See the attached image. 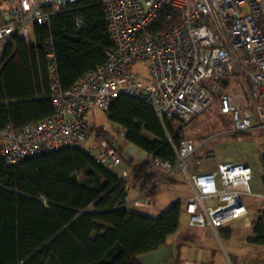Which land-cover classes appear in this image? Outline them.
<instances>
[{
    "label": "built area",
    "instance_id": "1",
    "mask_svg": "<svg viewBox=\"0 0 264 264\" xmlns=\"http://www.w3.org/2000/svg\"><path fill=\"white\" fill-rule=\"evenodd\" d=\"M77 1L15 0L1 10L0 63L15 35L29 39L35 24L48 25L53 16ZM98 2L113 44L105 51L104 63L84 72L63 90L52 41H47L54 113L18 128L7 125L0 131V158L6 163L71 146L119 177H127L128 169L122 167L119 143L110 137L109 125H96L88 117L90 113L95 116V109L106 113L120 94L144 101L161 121L187 123L213 107L218 115L230 119L222 134L257 132L264 139V0ZM172 18L175 24L166 29L161 21ZM82 25L83 19L77 18L76 26ZM119 128L124 137L125 130ZM167 140L175 159L151 156L153 170L161 171L155 184L176 173L184 175L191 189L181 201L188 226H248L245 198L264 201V192H252L251 167L243 162L219 161L213 170L190 172L188 163L198 145L189 138L177 144L170 136ZM146 193L143 197H148ZM137 205L138 199L127 203L128 207ZM144 205L150 206L148 202Z\"/></svg>",
    "mask_w": 264,
    "mask_h": 264
},
{
    "label": "trees",
    "instance_id": "2",
    "mask_svg": "<svg viewBox=\"0 0 264 264\" xmlns=\"http://www.w3.org/2000/svg\"><path fill=\"white\" fill-rule=\"evenodd\" d=\"M77 18L83 19L80 28ZM161 23L170 28L175 18ZM48 40L63 90L103 64L105 51L113 47L98 0H78L48 25L35 24L29 39L15 35L0 63V131L54 113ZM106 115L125 130L127 142L174 161L167 138L179 143L180 130L161 121L144 101L120 94ZM125 167L129 177H119L71 146L15 164L0 158V264H140L138 256L163 246L176 232L181 201L155 217L128 208V185L154 198L158 184L150 161L130 158ZM253 226L252 241L264 245V210Z\"/></svg>",
    "mask_w": 264,
    "mask_h": 264
},
{
    "label": "rangeland",
    "instance_id": "3",
    "mask_svg": "<svg viewBox=\"0 0 264 264\" xmlns=\"http://www.w3.org/2000/svg\"><path fill=\"white\" fill-rule=\"evenodd\" d=\"M14 2L15 0H0V11L11 7ZM88 117L89 121L96 125H109L111 130L109 132L110 137L119 143L122 167L126 166V160L130 158L134 163L147 160L150 161L151 155L127 142L120 133L121 129L119 127H113L110 124L105 112L100 109H95V116H93V113H90ZM168 123L174 131H178V129L180 130L179 132L182 138L192 139L195 141V144L198 145L196 153L188 163V170L190 172L213 170L219 161L243 162L248 164L252 169V179L250 183L253 194L256 193V191L264 192L260 180V174L263 172L260 153L264 151V139L259 133H241L235 136L222 134L223 131L230 126L231 122L228 116L218 115L213 107H210L203 114L194 116L187 123L175 119H170ZM214 136H216V138H214L212 142L204 144V141H207ZM147 137H149V135H147ZM200 143H202L201 146H199ZM154 171L155 173L157 172V175L161 174L160 170L154 169ZM176 175H181V178L184 179L182 173H176L167 178V180L161 181L157 185L156 197L154 198L143 197V192L139 190L138 186L132 188L131 185H128V195L126 200L128 202H132L136 199L139 200V205L128 208L148 214V210H154L153 207L155 202L164 203L166 198H185L189 196L191 194V189L185 179L182 183L177 184L169 182L170 179L180 182L178 181L179 178L175 177ZM245 201L250 205L251 219L255 220L260 212L264 210V202H259V199L254 196L246 197ZM145 202L149 203V208H145ZM181 214L182 220H184L185 216L183 212H181ZM242 231L244 230H233L234 236L232 242L236 244L241 243L243 239Z\"/></svg>",
    "mask_w": 264,
    "mask_h": 264
},
{
    "label": "crops",
    "instance_id": "4",
    "mask_svg": "<svg viewBox=\"0 0 264 264\" xmlns=\"http://www.w3.org/2000/svg\"><path fill=\"white\" fill-rule=\"evenodd\" d=\"M175 177H178L180 182L172 184L182 183L184 180L181 175ZM259 192L261 193L256 191ZM187 197L166 198L164 203L155 202L154 210H148L147 215L158 216L172 201H183ZM246 204L250 217V205ZM184 216L185 219L182 220V214L180 215L176 232L167 238L163 246L137 257L140 264H264V245L252 241L254 220L251 217L248 226L237 224L228 228L212 229L190 227L185 214ZM235 229L244 230L243 239L239 244L232 242ZM221 231L226 233V236H223Z\"/></svg>",
    "mask_w": 264,
    "mask_h": 264
},
{
    "label": "water",
    "instance_id": "5",
    "mask_svg": "<svg viewBox=\"0 0 264 264\" xmlns=\"http://www.w3.org/2000/svg\"><path fill=\"white\" fill-rule=\"evenodd\" d=\"M260 157H261V162H262V166H263V172L260 174V180H261L262 186L264 188V151H262L260 153Z\"/></svg>",
    "mask_w": 264,
    "mask_h": 264
}]
</instances>
